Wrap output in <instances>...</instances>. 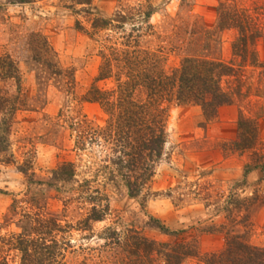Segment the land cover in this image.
<instances>
[{"label":"rangeland","instance_id":"rangeland-1","mask_svg":"<svg viewBox=\"0 0 264 264\" xmlns=\"http://www.w3.org/2000/svg\"><path fill=\"white\" fill-rule=\"evenodd\" d=\"M219 2H225L231 13H238L246 25L250 37L242 54L233 48L240 35L236 27L229 24L215 29ZM149 5L153 13L144 21L141 11ZM118 13L126 18L119 21ZM95 17L110 22L96 29L92 25ZM191 22L198 25L199 32L215 30L210 37L198 36L194 49L232 67L231 74L220 81L232 95V103L220 106L210 121L199 106L170 104L166 144L147 188L150 195L146 196L144 189L132 197L122 185L108 186L104 191L110 207L106 218L93 223L90 230L56 232L60 242L56 256L59 264H119L114 261V250L104 246L101 235L106 228L121 232L135 229L167 242L195 238L200 255L217 251L224 245L220 225L226 222L228 209H234L236 199L242 203L248 197L254 198L251 204L244 202L249 204L248 212L247 205L234 211L240 224L229 228L245 233L251 244L264 248V170L250 171L246 184H241L250 155L229 149L230 142L237 139L240 113L256 118L264 141V0H90L87 5H76L75 0H0V56L9 55L16 61L31 109L14 115L12 150L17 161L31 153L32 178L42 182L32 184L16 164L0 163V237L18 234L30 223L27 215L37 212L30 201L34 196L45 215L64 211L62 197L66 192L61 197L46 185L58 163L74 162L79 172L90 177L105 157V151L95 143L79 141L74 125L85 119L99 126L106 123L107 115L100 105L82 97L111 48L124 47L136 36L138 48L161 54L162 68L169 72L179 65L184 53L194 52L190 47L196 36L182 32L189 31ZM43 54L64 70L60 79L34 59ZM71 79L74 84L69 87ZM95 85L101 90L116 87L113 78ZM72 208L75 211L69 209L67 221L75 223L80 214L74 205ZM150 218L178 234H163ZM5 249L0 244V260L3 255H15H8ZM183 264L204 263L191 257Z\"/></svg>","mask_w":264,"mask_h":264},{"label":"trees","instance_id":"trees-1","mask_svg":"<svg viewBox=\"0 0 264 264\" xmlns=\"http://www.w3.org/2000/svg\"><path fill=\"white\" fill-rule=\"evenodd\" d=\"M9 1L23 3L30 0ZM75 4L87 5L90 0H75ZM146 9L141 11L144 21L153 13L151 5ZM231 11L225 2H219L215 29L225 28L229 24L236 27L240 35L233 48L242 54L250 36L239 14ZM117 18L123 21L126 16L118 13ZM108 22V19L99 17L92 19L93 28L96 29H101ZM197 26L191 22L189 31H182L196 36L191 50L198 44V36L204 34L210 37L215 31L199 32ZM134 37L136 39L131 38L124 47H112L104 56L98 75L82 97L83 101L100 105L107 115L105 125L85 121V115H82L85 119L82 124L74 125L79 141L95 143L105 151V157L100 159L90 177L79 172L76 164L70 161L60 162L52 169L46 185L54 188L59 195L66 192L65 198L60 195L64 211L45 215L38 198L34 196L30 201L37 212L32 217L27 215L26 219L30 223L18 234L0 237V244L6 248L4 251L8 255L15 252L10 258L3 255L0 264H59L56 251L60 242L55 233L72 229L90 230L93 223L104 220L110 209L108 197L104 194L108 186L122 185L132 197L141 195L144 189L145 195H150L147 188L166 144L170 104L199 106L205 119L210 121L216 117L220 106L232 103V95L220 84L222 77L231 74L232 67L220 59L203 57L194 49L192 53H184L179 65L168 72L162 68V55L138 48L137 37ZM41 58H44V54L34 57L38 64L49 70L51 76L60 79L65 74L51 56L49 59ZM106 78H113L116 83L114 89L101 90L95 85ZM68 82V86L72 87L74 80ZM0 84V163L16 164L30 183L41 184V181L35 182L32 178L31 153L28 152L22 160L17 161L12 150V136L17 122L14 115L18 110L31 109L21 86L20 70L9 55L0 56ZM9 86L13 88L9 89ZM237 131V139L230 142L229 149L238 154L250 155V162L244 165V178L241 181L245 185V178L250 171L257 168L264 170V141L259 137L256 118L246 117L243 113L238 117ZM87 166L94 168L93 165ZM100 177L103 179L100 180ZM98 178L101 183H97ZM253 201V197L243 199L242 203L236 199L237 205L234 209H228L226 222L220 225V232L224 235L223 247L201 255L195 238L167 242L147 237L135 229L121 232L110 228H106L101 237L106 242L104 246L114 250V261L119 264H183L191 257L201 258L204 264H264V248L251 244L245 233L237 234L229 228L240 224L234 211L247 205L245 210L248 212L247 208ZM73 205L80 214L75 223L67 221L69 209L75 211ZM243 220L246 218L243 217ZM150 223L169 236H176L179 232L170 230L160 220L150 218Z\"/></svg>","mask_w":264,"mask_h":264}]
</instances>
